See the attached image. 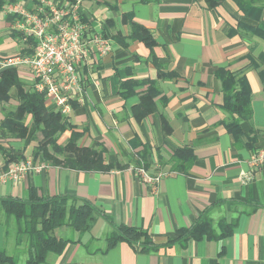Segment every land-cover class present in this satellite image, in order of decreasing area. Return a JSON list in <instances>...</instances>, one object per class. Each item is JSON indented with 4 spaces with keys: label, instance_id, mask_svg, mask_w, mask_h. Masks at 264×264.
I'll use <instances>...</instances> for the list:
<instances>
[{
    "label": "crops",
    "instance_id": "crops-1",
    "mask_svg": "<svg viewBox=\"0 0 264 264\" xmlns=\"http://www.w3.org/2000/svg\"><path fill=\"white\" fill-rule=\"evenodd\" d=\"M35 2L14 3L30 8ZM5 8L0 9V55L13 56L22 44ZM80 11L91 33L105 35L113 51L100 59L93 55L90 65L81 69L83 101L74 103L68 116L73 129L59 143L76 133L80 147L104 149L106 162L124 169L83 172L47 166L18 182L0 183V197L24 199L34 188L43 196L89 200L106 216L83 234L61 230L58 237L71 242L61 255L50 254L44 264H264V164L250 165L264 147V31L251 30L260 22L247 17L235 0H226L215 10H208L203 0H83ZM125 14H132L134 23L152 33L156 40L152 50L129 38L132 30L123 21ZM119 33L127 37L122 40L126 47L116 40ZM226 67L244 77L253 93L252 120L241 123L243 135L238 139L224 124L231 120L222 110L219 71ZM16 69L23 81L33 83L30 69ZM161 72L174 77L159 78ZM130 80L140 85L134 96L124 99L122 86ZM145 81L155 82L161 94L156 111L137 121L132 108L150 87ZM16 96L13 92L8 103L0 104V121L6 112L17 110ZM163 118L171 127L169 134L163 131ZM0 144L26 156L34 146L29 138L4 140L1 135ZM144 147L151 150L150 171L169 174L156 195L129 170L137 166ZM184 147L195 154L187 175L173 172L170 162ZM209 209L215 224L236 222L231 235L176 241L179 230L191 227ZM120 225L147 230L156 248L140 253L120 242L106 249L107 235ZM215 229L220 233L219 227ZM6 247V230L0 225V249Z\"/></svg>",
    "mask_w": 264,
    "mask_h": 264
},
{
    "label": "trees",
    "instance_id": "trees-1",
    "mask_svg": "<svg viewBox=\"0 0 264 264\" xmlns=\"http://www.w3.org/2000/svg\"><path fill=\"white\" fill-rule=\"evenodd\" d=\"M16 0H0V9ZM35 4L38 0H35ZM208 10H215L226 0H203ZM240 10L249 18L260 25L253 27V33L261 34L264 31V23L261 16L264 14V0L256 5L257 1L235 0ZM84 21L87 19L83 16ZM124 23H128L132 33L131 40L144 43L149 49H153L156 40L152 33L139 24L133 22L132 14L123 16ZM18 43L22 44V37L13 31ZM104 38H107L105 35ZM126 40L120 33L115 37ZM108 39V38H107ZM123 42V41H122ZM22 50L25 55H31L33 50L29 47ZM23 45V44H22ZM123 46L126 47L125 41ZM264 61V56L261 57ZM156 65L161 69L155 59ZM173 78L174 74H161L159 78ZM219 77L223 81V105L222 110L230 117L229 123H224L230 134L236 139L243 135L242 122L252 120V97L248 81L238 74L230 72L229 68L219 71ZM150 84L149 89L140 96V103L132 108L133 117L140 121L156 111V101L160 96V90L155 82L145 81ZM142 84V83H141ZM140 85L133 80L126 81L122 88V97L127 99L136 94L135 87ZM16 92V100L19 105L15 112H6L0 121V135L4 140L29 138L34 143L32 153L26 156L24 152L8 149L0 144V175L7 173L12 166L31 159L33 163H41L51 167H62L74 171L83 172H111L113 169H124L120 165L107 163L104 158V149L86 148L78 145L79 135L73 133L65 144L59 140L67 130L73 126L68 116H64L51 104L46 95L35 90L34 83L28 84L23 81L16 68L5 69L0 73V104L8 103L12 93ZM157 99V100H156ZM166 105L167 101L162 102ZM73 104V108H74ZM30 122L27 123V119ZM163 131L171 132V127L163 118ZM255 138L250 140L252 143ZM151 150L144 147L138 154L137 166L150 169L149 155ZM41 160L42 162H39ZM195 161L194 150L191 147L179 148L174 152L170 162L175 173L189 174V170ZM255 209L258 206H254ZM207 210L195 224L187 229L179 230L181 239H218L233 233L236 222L228 223L225 220L219 222L220 233L213 228V221ZM106 217L101 209L89 200L80 199L70 195L43 196L37 189H30L26 198L0 197V225L6 230L7 247L0 249V264H44L50 254L61 255L70 240L58 237L61 230L71 229L83 234L89 232L99 218ZM109 222L110 219L106 218ZM120 242H126L140 253H149L156 248L155 243L147 230L133 226H114L113 231L107 235V248H113ZM175 242V241H171ZM9 246V247H8Z\"/></svg>",
    "mask_w": 264,
    "mask_h": 264
},
{
    "label": "built area",
    "instance_id": "built-area-1",
    "mask_svg": "<svg viewBox=\"0 0 264 264\" xmlns=\"http://www.w3.org/2000/svg\"><path fill=\"white\" fill-rule=\"evenodd\" d=\"M83 0H38L28 8L9 4L5 10L13 17L14 31L22 37L21 51L13 56L0 55V69L27 67L33 77L35 90L46 95L64 116H70L74 103H81L84 83L81 69L89 66L91 57L98 59L112 53V42L91 33L80 11ZM32 40L31 55L22 50ZM264 164V147L250 159L254 168ZM47 166L33 163L31 159L18 163L0 175V183L18 182L29 173H42ZM157 194L168 172H152L143 165L130 167Z\"/></svg>",
    "mask_w": 264,
    "mask_h": 264
},
{
    "label": "rangeland",
    "instance_id": "rangeland-1",
    "mask_svg": "<svg viewBox=\"0 0 264 264\" xmlns=\"http://www.w3.org/2000/svg\"><path fill=\"white\" fill-rule=\"evenodd\" d=\"M217 227H219V223H213V228H217Z\"/></svg>",
    "mask_w": 264,
    "mask_h": 264
}]
</instances>
